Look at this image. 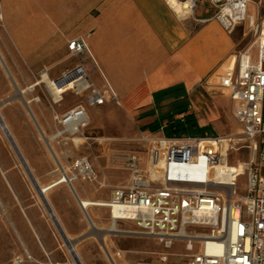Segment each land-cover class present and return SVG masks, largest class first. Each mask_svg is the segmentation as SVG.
<instances>
[{"label": "rangeland", "instance_id": "374dc122", "mask_svg": "<svg viewBox=\"0 0 264 264\" xmlns=\"http://www.w3.org/2000/svg\"><path fill=\"white\" fill-rule=\"evenodd\" d=\"M217 12L218 8L210 0H198L194 11L193 8L186 9L182 16L177 15L182 20L193 18L214 20ZM2 16L0 7V27ZM5 16L7 18V14ZM251 17L254 18L255 24L263 21L264 0H250L247 21L238 24L228 33L236 45L234 55L250 49L253 61L256 62L257 50L254 45L256 38L250 25ZM41 24L36 29L39 39L45 37L50 30L46 22ZM198 27L199 24L196 28ZM15 53L18 55L16 51ZM22 60L24 63L28 62L27 59ZM67 62L70 63L69 70H72L78 60L71 57ZM96 71L98 72L93 76V80L105 84L99 68ZM41 76L42 72L30 74L34 82L41 80ZM89 82L92 83L91 80ZM213 82L215 84L203 92L204 96L201 98L203 104H196V108L192 105L191 110L204 107L209 112L211 109L214 113L211 116L213 123L204 116L198 119L195 125L173 135L232 138L235 148L229 152V164L237 166L240 163H247L250 161L251 153L244 147L248 143L239 141L240 126L233 117L230 99L219 89V79H214ZM90 92L91 90H88L82 95H77L75 91L70 90L62 96L63 100L59 103L61 106L53 104L55 96L45 83L22 93L19 83L0 57V116L11 134L10 139L0 124V264H76L69 250L71 244L82 264H114L108 253L115 264H188L191 252L186 249L185 241L176 240L170 248H166L153 238L129 233L136 230L135 224L131 222H119L116 226L118 232H109L112 220L109 210L104 207H93L88 210L96 227L90 229L88 218H85L79 209L71 192L69 194L49 192L63 185L58 183L63 173L60 167L67 170L71 162L77 158H87L96 176L92 181L79 178L73 182V187L77 188L80 196L84 192L94 195L96 201L105 202L111 196L114 187L128 184L131 173L125 166L127 157L137 155L143 160L142 167H147L149 140L159 136L157 133L154 134L158 127L149 126L148 131L141 130L129 114L112 105H106L101 109L90 107L87 104ZM220 97L229 99L227 107L219 103ZM33 98H38V101H32ZM192 99L195 100V96H192ZM79 105L85 107L89 117L86 126L73 135L63 124V116L54 121L53 115ZM38 109L51 125L46 126L43 122L45 127L43 130L49 135L58 133L60 135L53 139L47 137L45 133L46 140L51 139L47 140V143L40 133L39 122L35 123L33 120ZM178 110L169 103L159 108L158 113L161 117L163 112H167L168 117H172L179 113ZM170 130L167 129L166 134H169ZM25 168L27 171L31 169L29 171L31 178ZM36 180L43 185L49 184L44 186L49 188L47 198H56L58 220L64 231H60L55 225L38 196L33 185L38 184ZM79 184L82 185L79 187ZM236 184L238 193L245 194L247 186L245 170L237 177ZM74 189L70 187L73 192ZM62 234L67 237V243Z\"/></svg>", "mask_w": 264, "mask_h": 264}, {"label": "built area", "instance_id": "2783aa9c", "mask_svg": "<svg viewBox=\"0 0 264 264\" xmlns=\"http://www.w3.org/2000/svg\"><path fill=\"white\" fill-rule=\"evenodd\" d=\"M210 1L218 8L214 20L227 32L247 21L250 0ZM250 25L257 61L250 49L243 50L216 74L219 89L228 95L240 126L239 141L248 143L244 147L251 153L250 161L244 163L245 194L237 191L238 172H232L229 180L218 176L217 167L229 164V152L235 148L232 138L162 134L149 140L147 167H142L139 156L127 157L128 184L114 187L109 201L94 202L109 210L112 226L134 223L136 230L129 233L153 238L166 248L176 240L185 241L191 252L188 264H264V19L258 24L251 19ZM68 48L78 62L53 82H74L76 86L70 90L77 95L91 90L87 96L90 107L104 105L108 97L117 100L109 85L99 90L89 82L97 63L87 42L76 39ZM76 115L85 121L78 123L76 132L70 130L73 135L86 126L85 107L76 106L62 118L67 126L66 120ZM62 176L68 179L65 184L73 186L79 178L92 181L96 173L91 162L81 157L74 159ZM103 203L107 205H99ZM116 209L120 214H115Z\"/></svg>", "mask_w": 264, "mask_h": 264}, {"label": "crops", "instance_id": "0c3cea01", "mask_svg": "<svg viewBox=\"0 0 264 264\" xmlns=\"http://www.w3.org/2000/svg\"><path fill=\"white\" fill-rule=\"evenodd\" d=\"M0 7L3 13L0 57L21 91L33 90L43 84L41 80L32 81L31 73H46L50 80H55L69 70L71 67L67 61L71 55L68 44L82 38L97 63L90 77L94 88L102 90L109 85L117 97V100L108 97L105 104L97 109L106 105L121 108L141 130L148 131L147 127L155 126L158 128L154 134L160 135L164 134L162 128L172 118L167 112L160 117L158 109L169 103L175 108L181 105L180 98L185 97L182 104H187L188 110L176 114L174 119L191 115L196 122L205 116L213 123L211 109L209 112L204 107L191 110L192 105L196 108V104L203 102V92L215 84L216 74L234 56L235 42L216 20H182L167 0H0ZM42 22H46L50 30L39 39L36 29ZM20 58L27 59V64ZM98 68L105 84L93 80ZM32 101L37 102L38 98ZM61 102L53 97V104L61 106ZM219 103L227 107L229 99L220 97ZM53 104L51 108L55 111ZM70 109L54 114L53 120ZM33 118L35 123L39 122L42 128L39 130L46 143V136L53 139L60 136L59 133L49 135L43 130V122L46 126L51 125L40 109L36 110ZM163 118L167 119L161 122ZM155 121L158 123L151 124ZM37 183L33 185L38 196L55 225H60L56 198L49 199L40 193L41 186L49 184ZM70 187L74 189L63 183L49 192H71L79 209L90 221L91 216L83 210L80 200L104 201H96L94 195L85 192L80 196L77 188L73 192Z\"/></svg>", "mask_w": 264, "mask_h": 264}, {"label": "bare ground", "instance_id": "6f19581e", "mask_svg": "<svg viewBox=\"0 0 264 264\" xmlns=\"http://www.w3.org/2000/svg\"><path fill=\"white\" fill-rule=\"evenodd\" d=\"M167 1L170 4V7L173 9V11L176 14H178L179 16H182L186 12V9H192L194 7V5H195V0H188V2H181L179 0H167ZM251 18L254 20L253 17H251ZM40 83H45L47 85V87L52 91V93L55 96L56 100L59 99L62 94L67 93L70 89H72L73 87L76 86V84L74 82H69L66 85H64L65 83L59 85V84L53 82L52 80H50L46 73L42 74ZM30 90H31V88H30ZM21 92H23V91H21ZM84 121H85V118L83 116L76 115V116H71L70 118H68L66 120L65 124L68 126L69 130H71L72 132H76L78 123H82ZM0 124H1V126L3 128V130L6 132L7 137H9L11 139V134L9 133L8 127L2 121L1 116H0ZM47 140L49 141V139H47ZM60 168L62 169V172H63V168L62 167H60ZM244 170H245V165L243 163H240L237 166H233V165H229L228 164L227 166L224 165V166L217 167L218 176L222 177L225 180H229L232 172H234V171L238 172V175H237V177H238L240 175V173H242ZM29 171H27V169H26V172H27L28 176L31 178V176L29 174ZM65 181L68 182V179L64 180V178L62 176V178L58 181V183H62L63 184V183H65ZM48 189L49 188H47V187L41 186L40 193L42 195H44V197H46ZM80 205L83 208V210L86 211V212L90 209V207L97 206L93 201L86 200V199L80 200ZM99 205L105 206L107 204L103 203V204H99ZM47 209L51 213V211H50V209L48 207H47ZM115 214L116 215L120 214V211L116 209L115 210ZM89 222L91 224V228L92 229L96 228L94 223H93V221L90 220ZM109 232L116 233V232H118V230L116 229L115 226H112V228L109 230ZM62 237H63L65 243H67V237L65 235H63V234H62ZM71 242H72V240H71ZM69 250H70L71 255L75 254V252L73 251V244L70 245V249ZM109 255L110 254L108 253V256ZM109 258L115 264V262L113 261L111 255L109 256Z\"/></svg>", "mask_w": 264, "mask_h": 264}, {"label": "trees", "instance_id": "16d2710c", "mask_svg": "<svg viewBox=\"0 0 264 264\" xmlns=\"http://www.w3.org/2000/svg\"><path fill=\"white\" fill-rule=\"evenodd\" d=\"M181 94L183 95L184 93L182 92ZM180 99H181V101L183 103L186 98L183 97V98H180ZM182 103H181V105H179V106L174 108V109H179L178 110L179 111L178 114H183V113H185L188 110L187 109V104H182ZM174 117L175 116L172 115V117H170V118H172V120H169L166 123V125L162 128L163 133H164L165 136H168V137L175 136L173 134L179 133L181 130L187 129L189 126L196 124V122H194V120L191 119V115H186V116H184L181 119H174ZM166 119L167 118L161 119V122L166 120ZM157 123H158V121H155V122H153L151 124H157ZM151 124H149V125H151ZM167 129H171L169 134H166ZM177 137H179V136H177Z\"/></svg>", "mask_w": 264, "mask_h": 264}, {"label": "water", "instance_id": "95a60500", "mask_svg": "<svg viewBox=\"0 0 264 264\" xmlns=\"http://www.w3.org/2000/svg\"><path fill=\"white\" fill-rule=\"evenodd\" d=\"M51 213H52V211H51ZM54 216V215H53ZM56 221V220H55ZM59 224L57 223V226H58ZM58 228H59V230L61 229V231H63V229L61 228V226L59 225L58 226ZM73 256V259H74V261L76 262V264H82L81 263V261L79 260V258H78V256H77V254L75 253L74 255H72ZM110 256V255H109Z\"/></svg>", "mask_w": 264, "mask_h": 264}]
</instances>
